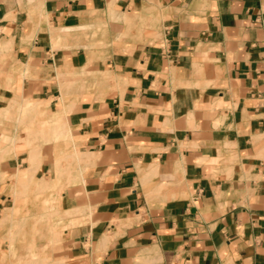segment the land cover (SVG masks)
<instances>
[{
    "label": "crops",
    "instance_id": "obj_1",
    "mask_svg": "<svg viewBox=\"0 0 264 264\" xmlns=\"http://www.w3.org/2000/svg\"><path fill=\"white\" fill-rule=\"evenodd\" d=\"M41 210L55 262L264 264V0H0V264Z\"/></svg>",
    "mask_w": 264,
    "mask_h": 264
},
{
    "label": "rangeland",
    "instance_id": "obj_2",
    "mask_svg": "<svg viewBox=\"0 0 264 264\" xmlns=\"http://www.w3.org/2000/svg\"><path fill=\"white\" fill-rule=\"evenodd\" d=\"M50 212L49 210H41L40 215V229H39V241H40V249H39V256L37 257L36 251H32L31 249V238L32 235L37 233V231H26L24 232V244L27 243L25 247V262L22 264H67L62 261H51L53 258V253L60 248L59 241L61 240L62 229H58L57 225H53L50 222ZM58 229L53 236V241H50L52 232L51 229ZM56 244V245H55ZM33 261V262H32Z\"/></svg>",
    "mask_w": 264,
    "mask_h": 264
}]
</instances>
